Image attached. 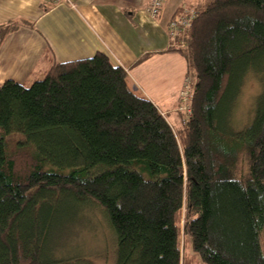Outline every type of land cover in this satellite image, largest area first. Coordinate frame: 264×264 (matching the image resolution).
<instances>
[{"label":"trees","instance_id":"1","mask_svg":"<svg viewBox=\"0 0 264 264\" xmlns=\"http://www.w3.org/2000/svg\"><path fill=\"white\" fill-rule=\"evenodd\" d=\"M54 3L41 0L43 12ZM189 11L167 50L187 63L191 112L178 129L102 52L0 83V264L82 261L58 258L51 238L63 211L90 202L115 231L116 264H264V0ZM21 25L0 24V47ZM253 74L254 117L234 128ZM183 231L194 256L183 257Z\"/></svg>","mask_w":264,"mask_h":264},{"label":"crops","instance_id":"2","mask_svg":"<svg viewBox=\"0 0 264 264\" xmlns=\"http://www.w3.org/2000/svg\"><path fill=\"white\" fill-rule=\"evenodd\" d=\"M151 1L57 0L43 12L41 0H0V24L22 22L0 47V83L8 79L28 82L53 62L102 52L115 65L128 69L134 88L151 99L173 125L183 123L181 92L187 63L180 53L167 51L177 43L170 22L200 0H165L157 18L150 15ZM147 53L150 57L139 62ZM177 97L178 103L171 101Z\"/></svg>","mask_w":264,"mask_h":264},{"label":"rangeland","instance_id":"3","mask_svg":"<svg viewBox=\"0 0 264 264\" xmlns=\"http://www.w3.org/2000/svg\"><path fill=\"white\" fill-rule=\"evenodd\" d=\"M187 4H189V1ZM40 76L42 77L43 74H40ZM35 77L31 78L29 82H32ZM262 87L261 80L254 74L247 77L232 114V126L234 128L240 129L250 124L254 117L255 106L257 105L258 96L262 92ZM178 99L177 97L171 101L178 103ZM158 101L161 103L160 100ZM181 103L185 102L181 99ZM169 117L171 118L172 115H169ZM174 125L178 129L182 123ZM23 136L22 133H14L9 135L8 139L15 143L21 140ZM260 239L262 249L264 250V228L261 230ZM51 242L55 249L54 254L58 258L82 260L77 264H88L85 262L91 264H116L117 240L115 231L110 225L105 210L94 202L63 211L53 225ZM181 248L183 250V257L185 255L194 256L190 241L184 231L181 236ZM194 264H200L197 257H195Z\"/></svg>","mask_w":264,"mask_h":264},{"label":"built area","instance_id":"4","mask_svg":"<svg viewBox=\"0 0 264 264\" xmlns=\"http://www.w3.org/2000/svg\"><path fill=\"white\" fill-rule=\"evenodd\" d=\"M45 1L53 3L56 2L57 0H45ZM164 5H165V0H152L149 10L151 17L157 18L160 15ZM196 15L197 12L195 11L191 12L189 10H184L178 13L170 24L172 29L171 31L172 38H175L179 31L185 30V28L190 25L191 19ZM188 82L189 80L186 81L187 83L185 87L186 89L183 90L181 95L182 100L185 102L181 109L185 110L187 114L191 112L190 107L188 108V103H187V101L190 99V87L188 85Z\"/></svg>","mask_w":264,"mask_h":264}]
</instances>
